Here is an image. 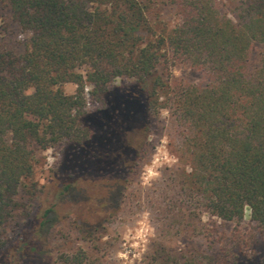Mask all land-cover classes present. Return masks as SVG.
<instances>
[{"label": "trees", "instance_id": "obj_1", "mask_svg": "<svg viewBox=\"0 0 264 264\" xmlns=\"http://www.w3.org/2000/svg\"><path fill=\"white\" fill-rule=\"evenodd\" d=\"M0 1L7 27L26 35L0 36V264L44 256L34 242L56 219L33 182L40 151H88L93 175L114 177L140 151L130 137H147L162 109L191 158L189 194L220 222L193 227L202 250L177 257L156 246L145 264H240L264 239V0H230L231 16L219 0ZM176 66L206 84L173 79ZM49 264L102 263L77 248Z\"/></svg>", "mask_w": 264, "mask_h": 264}, {"label": "rangeland", "instance_id": "obj_2", "mask_svg": "<svg viewBox=\"0 0 264 264\" xmlns=\"http://www.w3.org/2000/svg\"><path fill=\"white\" fill-rule=\"evenodd\" d=\"M219 7L223 13L231 16L233 4L230 0H219ZM9 15L0 1V36L13 31L15 39L23 41L26 35L20 34L12 26L7 27ZM168 17L171 26L176 23L172 14H168ZM257 58L258 47L252 53L254 64ZM171 75L175 80L190 84L204 85L207 82L205 74L185 66L172 68ZM129 84L127 81H117L114 85L116 90H120ZM75 88L74 85H66L64 90L66 93H73ZM99 107L88 104L87 111L93 113ZM136 133L130 140L135 139L140 143V151L131 164L125 163V167L131 165L130 170L114 177L104 174L95 177L89 160H84L88 158V151L79 154L77 149L66 146L49 148L53 151L47 155H42L44 150L40 151L33 182L43 188L42 207L53 209L56 222L34 242L44 256H39L32 264H49L58 253L77 248L85 250L92 260L97 258L102 264H118L108 258L114 255L119 246L117 234L120 226L132 222L136 213L145 208L152 212L155 236L150 240L148 250L138 264H145V258L156 246L165 247L177 257L204 248L203 241L193 234L192 229L206 224L200 219L205 211L191 197L185 183L189 174L186 167H191V158L183 146L175 118L168 109H162L153 119L147 137ZM163 139H167V152L177 157V163L172 166L163 165L159 179L150 186H141L139 177L142 166L152 158ZM97 140L104 142L103 137H98ZM49 160H54L55 163L49 165ZM70 161L73 163H69ZM65 184L71 186L70 193H62ZM112 191L115 192L110 200ZM105 235L110 236L107 241L103 240ZM12 249L13 247L9 249L11 254L14 252ZM240 264H264L263 238H259L252 252L243 257Z\"/></svg>", "mask_w": 264, "mask_h": 264}, {"label": "clouds", "instance_id": "obj_3", "mask_svg": "<svg viewBox=\"0 0 264 264\" xmlns=\"http://www.w3.org/2000/svg\"><path fill=\"white\" fill-rule=\"evenodd\" d=\"M91 86H89L90 88ZM167 115V112L164 113ZM167 139H163L156 147L152 158L146 161L141 170L139 177L141 186H150L152 182L160 177V168L163 165L172 166L177 163V157L170 155L167 152ZM52 149H45L42 155H47ZM49 165L54 164V160L48 161ZM186 171L190 173L192 168L186 167ZM242 209L245 213L250 214L251 208L244 204ZM201 222L207 223L210 219V214L205 212L200 217ZM212 220L219 222L217 216H211ZM118 248L113 256L108 259L118 262V264H138L141 261L143 254L148 250L149 242L155 236V227L152 222L151 210L145 208L136 213L132 222H126L120 226L118 231ZM109 235H105L103 240L107 241Z\"/></svg>", "mask_w": 264, "mask_h": 264}]
</instances>
